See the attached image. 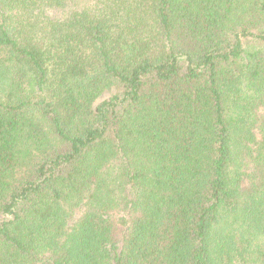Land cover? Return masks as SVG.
Returning <instances> with one entry per match:
<instances>
[{"label": "trees", "instance_id": "1", "mask_svg": "<svg viewBox=\"0 0 264 264\" xmlns=\"http://www.w3.org/2000/svg\"><path fill=\"white\" fill-rule=\"evenodd\" d=\"M0 264H264V0H0Z\"/></svg>", "mask_w": 264, "mask_h": 264}]
</instances>
